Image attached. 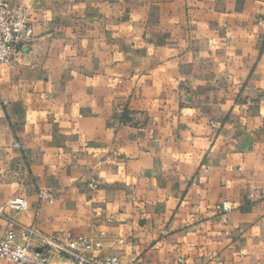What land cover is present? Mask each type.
I'll use <instances>...</instances> for the list:
<instances>
[{"label": "crops", "instance_id": "0c3cea01", "mask_svg": "<svg viewBox=\"0 0 264 264\" xmlns=\"http://www.w3.org/2000/svg\"><path fill=\"white\" fill-rule=\"evenodd\" d=\"M14 1L34 40L0 66V239L264 264V0Z\"/></svg>", "mask_w": 264, "mask_h": 264}, {"label": "built area", "instance_id": "2783aa9c", "mask_svg": "<svg viewBox=\"0 0 264 264\" xmlns=\"http://www.w3.org/2000/svg\"><path fill=\"white\" fill-rule=\"evenodd\" d=\"M34 40V28L32 25V11L29 7L20 5L14 0H0V66L15 65L24 46L30 45ZM20 148V144H15ZM91 187L97 188L96 183ZM264 199V189L261 190ZM42 199L54 201V196L43 193ZM255 199V193L251 195ZM8 205L16 210L27 211L30 206L24 197H14L8 201ZM231 205L223 201L217 205V211L229 212ZM17 232L15 223L10 221L5 237L0 239V264H124L118 257L99 258L95 252L102 248L106 237L101 233L96 239L88 236L73 237L69 235L66 241H60L52 237L42 238L39 248H32L16 242ZM121 244L123 240L119 241Z\"/></svg>", "mask_w": 264, "mask_h": 264}, {"label": "rangeland", "instance_id": "374dc122", "mask_svg": "<svg viewBox=\"0 0 264 264\" xmlns=\"http://www.w3.org/2000/svg\"><path fill=\"white\" fill-rule=\"evenodd\" d=\"M61 264H66L65 262H62Z\"/></svg>", "mask_w": 264, "mask_h": 264}]
</instances>
